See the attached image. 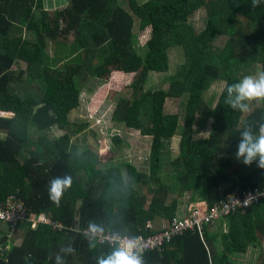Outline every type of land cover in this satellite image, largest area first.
<instances>
[{
    "label": "trees",
    "instance_id": "obj_1",
    "mask_svg": "<svg viewBox=\"0 0 264 264\" xmlns=\"http://www.w3.org/2000/svg\"><path fill=\"white\" fill-rule=\"evenodd\" d=\"M67 2L49 12L43 0H0V205L16 195L29 212L63 224L34 228L21 219L12 230L11 223L0 222V264H96L113 247L83 234L89 225L102 233L146 237L160 231L146 227L148 222L162 218L167 224L188 215L178 201L186 193L193 206H212L235 188H264V169L235 156L241 131L246 126L258 131L264 123V102H254L249 113L225 103L226 87L239 82L247 67L255 64L264 72V3L252 8V0ZM199 10L203 27L195 33L191 19ZM146 29L140 48L136 36ZM219 35L225 40L211 47ZM61 43L68 48L60 57ZM173 48L184 56L180 73L167 89L148 87L150 73L168 71ZM21 64L24 69H15ZM113 72L133 74L129 94L114 101L112 119L150 139L147 172L118 161L128 144L117 134L112 137L117 160L103 163L82 142L85 127L69 118L81 92H95ZM215 82L224 85L210 105L205 95ZM182 96H187L183 116L167 113V100ZM201 117L212 120L211 131L196 139L193 128L202 127ZM53 129L62 134L51 137ZM73 130L79 135L74 142ZM175 136L178 153L166 158L163 151ZM64 176L71 177L72 187L57 207L48 197L49 181ZM215 227V235L204 228L203 241L195 231L172 237L144 252L143 264H232V255L256 245L262 255L255 264H264V201ZM14 233L18 245L7 241Z\"/></svg>",
    "mask_w": 264,
    "mask_h": 264
},
{
    "label": "rangeland",
    "instance_id": "obj_2",
    "mask_svg": "<svg viewBox=\"0 0 264 264\" xmlns=\"http://www.w3.org/2000/svg\"><path fill=\"white\" fill-rule=\"evenodd\" d=\"M67 0H43V7L45 10L51 12L56 9L64 8L67 5ZM39 16V13H36ZM204 21V12L199 10L194 13L191 22L193 23L194 32L197 33L203 27ZM243 24V23H242ZM243 26V25H242ZM145 33H139L136 36L138 40L139 47L142 48L144 45V40L147 36L148 29ZM73 37H69V42H72ZM225 40V36L219 35L217 36L213 42L211 47H218L223 43ZM63 42V41H62ZM58 56H63L66 53L68 46L64 43L59 44L58 46ZM53 49L50 50V54H55ZM183 54L178 48L170 49L169 51V68L168 71L163 73H150L148 78V87H162L167 89L170 83V79L172 76L177 75L181 71V65L183 63ZM21 67L24 69V65H16L15 69ZM247 70L243 71V76L247 75H257L259 72V67L257 65H250L246 68ZM26 75V74H25ZM28 79V76H26ZM133 79V74H123L122 72H113L106 82H104L101 86L97 87L95 92L88 93L85 91L81 92L80 97V104L77 108L73 109L72 112L69 114V118L71 119L73 124H77L79 126L85 127L81 134H82V142L89 145L92 149H94L102 158V162H113L117 160L116 154L112 153V137L114 135L122 136V139L128 144L127 148L124 149L123 152L118 153L120 162L126 161L129 164L136 166L139 171L147 172V156L149 153L150 148V139L148 137L141 136L137 131H129L125 129L122 125L115 123L112 119V112L114 101L116 98L120 96H126L129 94L130 89L128 85L131 83ZM28 85H36L33 81H27ZM26 84V85H27ZM27 85V86H28ZM224 83L223 82H215L213 83L209 90L206 92L205 95V102L210 105H214L218 94L222 90ZM23 88V87H22ZM19 89V88H18ZM25 90H29L25 89ZM24 92V89H22ZM187 96H182L178 99H169L166 102V112L167 113H174L178 114L179 116H183L185 104H186ZM250 107V111L254 107ZM11 116V115H8ZM246 115H243L244 118ZM202 122V117L200 119ZM211 122L212 120H207L202 122V127H198L195 125L193 128L194 138H203L207 137L211 131ZM180 124L182 125V120H180ZM33 134V132H31ZM51 137H58L62 134L61 131L57 129H53L48 132ZM74 137L71 139L72 142L77 140L78 134L75 131H72ZM4 135L0 133V137L2 138ZM178 143L179 138L178 136L173 137L170 140L169 146L163 151L166 158H174L178 153ZM122 155V156H121ZM167 171V168L164 169ZM122 171L124 172L123 176L127 178V173L125 167H122ZM165 171V172H166ZM146 194L144 188L140 191V194ZM149 198V197H148ZM181 202V209H185L186 211L190 208H193L194 204L190 203L189 201V194H184L178 200ZM200 205L201 202H198ZM185 211V210H184ZM185 211V212H186ZM184 212V213H185ZM164 225V221L161 218H158L157 221L150 222V227L162 226ZM147 227V226H146ZM6 229V227H4ZM4 234V233H3ZM10 234L7 237V241L9 244L17 245L20 240L17 239V234ZM217 234V230L214 231V227L211 229V235ZM2 235V234H0ZM250 248V247H249ZM248 248V249H249ZM247 249V250H248ZM247 252V251H246ZM245 252V253H246ZM238 254L232 255L233 257L230 258L232 264H255L261 261L260 256L262 255V250L258 245L251 246L248 252L245 254Z\"/></svg>",
    "mask_w": 264,
    "mask_h": 264
},
{
    "label": "clouds",
    "instance_id": "obj_3",
    "mask_svg": "<svg viewBox=\"0 0 264 264\" xmlns=\"http://www.w3.org/2000/svg\"><path fill=\"white\" fill-rule=\"evenodd\" d=\"M262 3L264 0H252V8H256ZM226 93L225 103L229 107L240 112L250 111L254 102H264V72L255 76H244L239 82L228 85ZM235 156L246 166L255 162L257 167L264 169V123L259 125L258 131L254 132L252 126H246L241 131ZM71 187L70 176L54 177L49 181V200L59 207L65 192ZM86 230H90L93 236H98L103 232V229L96 225H89V229ZM83 231L81 232L85 234ZM113 245V249L108 255L97 257L96 264H143V248L140 246L138 237L118 238L113 241ZM90 247H95V242H92Z\"/></svg>",
    "mask_w": 264,
    "mask_h": 264
},
{
    "label": "built area",
    "instance_id": "obj_4",
    "mask_svg": "<svg viewBox=\"0 0 264 264\" xmlns=\"http://www.w3.org/2000/svg\"><path fill=\"white\" fill-rule=\"evenodd\" d=\"M6 206L0 205V222L11 223V229L17 225V222L21 219H26L32 222V226L35 228L39 224H51L57 229H62L63 224L52 221L45 214L35 215L28 211L25 202L21 198H17L16 195L8 197ZM264 201V188L259 190L235 188L232 193L227 194L219 202L214 203L212 206H208L205 202L196 204L193 208L189 209L186 217H175L167 224L160 226V231L155 232L149 236H138L140 246L143 248V253L151 250L157 246L163 245L170 241L172 237L181 235L187 231H195L203 241L204 228L208 227L211 230L217 225V222L225 218L229 214H233L238 210H245L254 203ZM147 227H150V222L147 223ZM85 234L91 235L92 238H96L99 244L108 245L113 247V241L118 238L129 237L127 235H121L119 233H101L98 236H93L90 230H84ZM132 238V237H129Z\"/></svg>",
    "mask_w": 264,
    "mask_h": 264
},
{
    "label": "crops",
    "instance_id": "obj_5",
    "mask_svg": "<svg viewBox=\"0 0 264 264\" xmlns=\"http://www.w3.org/2000/svg\"><path fill=\"white\" fill-rule=\"evenodd\" d=\"M216 226H217V225H216ZM0 228H2V227L0 226ZM215 230H216V227H214V231H215ZM18 244H19V243H18ZM18 244H17V245H18ZM217 247H218L219 250L221 249L219 245H218ZM250 248H251V247H250ZM250 248H249V249H250ZM249 249H248V250H249ZM248 250H247V252H248ZM247 252H246V253H247ZM246 253H245V254H246ZM242 255H243V254H242ZM231 258H232V257H231Z\"/></svg>",
    "mask_w": 264,
    "mask_h": 264
}]
</instances>
